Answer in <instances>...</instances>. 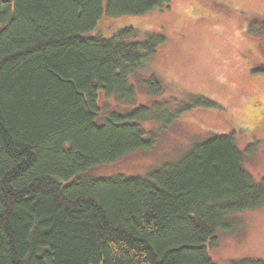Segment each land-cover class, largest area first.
<instances>
[{"label": "trees", "instance_id": "obj_1", "mask_svg": "<svg viewBox=\"0 0 264 264\" xmlns=\"http://www.w3.org/2000/svg\"><path fill=\"white\" fill-rule=\"evenodd\" d=\"M170 1L0 0V264H215L208 249L230 217L264 206V179L245 169L233 135L210 137L142 177L88 175L151 149L140 123L161 121L158 110L173 105L153 75L152 104L101 116L106 100L134 106L130 79L165 40L132 28L94 33L106 19ZM254 24L237 26L263 49L264 20ZM178 92L189 103L162 128L213 106Z\"/></svg>", "mask_w": 264, "mask_h": 264}, {"label": "rangeland", "instance_id": "obj_2", "mask_svg": "<svg viewBox=\"0 0 264 264\" xmlns=\"http://www.w3.org/2000/svg\"><path fill=\"white\" fill-rule=\"evenodd\" d=\"M254 20L256 24L263 22L264 0H171L143 16L99 23L94 35L108 38L116 31L132 28L140 38L155 35L165 40L146 68L130 79L135 88L134 106L106 100L101 116L152 104L147 84L153 75L168 84L161 100H173V105L168 111L163 107L165 113L157 109L161 121L140 123L146 137L155 139L151 149L94 167L88 175L142 177L165 164L177 163L197 143L233 135L245 153V169L257 181L264 179V48L257 47L237 26L246 28L245 24ZM177 89L205 98L213 106L195 107L162 128V122L169 120L181 102L189 103L176 97ZM229 222V231H220L214 247L208 249L211 260L215 264L264 260V206L233 215Z\"/></svg>", "mask_w": 264, "mask_h": 264}]
</instances>
